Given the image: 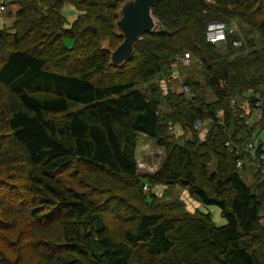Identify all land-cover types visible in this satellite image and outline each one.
<instances>
[{
  "label": "trees",
  "instance_id": "trees-1",
  "mask_svg": "<svg viewBox=\"0 0 264 264\" xmlns=\"http://www.w3.org/2000/svg\"><path fill=\"white\" fill-rule=\"evenodd\" d=\"M213 3L158 0V25L117 67L99 42L122 40L113 24L121 0L13 2L14 25L0 27V264H264V173L246 150L264 151V101L244 123L255 95L264 97V0ZM65 4L77 11L72 22ZM234 20L242 46L232 45L236 35L205 40L207 23ZM183 52L202 65V83L183 79L190 96L168 79ZM198 118L211 119L202 140ZM169 121L180 135L167 134ZM139 137L166 149L160 168L141 178ZM155 184L217 206L224 225L143 195ZM112 222L122 225L115 235Z\"/></svg>",
  "mask_w": 264,
  "mask_h": 264
},
{
  "label": "rangeland",
  "instance_id": "rangeland-1",
  "mask_svg": "<svg viewBox=\"0 0 264 264\" xmlns=\"http://www.w3.org/2000/svg\"><path fill=\"white\" fill-rule=\"evenodd\" d=\"M0 1L5 2L4 3V11H0L1 12L0 13V20H1V18H3L2 21H0V27L4 26L7 28H11L14 25L15 12L17 11L18 7L16 8V10H14V12H12L9 6H11L13 4V2H15L17 0H0ZM210 4H214V3L212 2ZM2 12H4V13H2ZM62 13L66 17L68 22H72L76 16L77 11L71 5L65 4L62 8ZM234 21L238 24L237 25L238 29L241 32L242 38L245 40V38H247V36H246L245 31L242 32V30H241L242 29V27L240 26L241 23L238 22V20H234ZM224 23L227 24V22H224ZM243 33H244V37H243ZM249 37L255 38V41L258 42V37L256 35H249ZM109 41H110V39H109ZM109 41L105 38H102V40L99 43L103 47L108 48V50H110V49L113 50L118 43L112 48ZM201 70H202V65L200 63L199 64L196 63L194 60H191V65L189 66L188 70L185 69L182 72H181V70L179 71L181 79L177 80V86L180 84L179 82H183L182 80L185 79L186 77H189L193 80H197V81L202 83L203 79H202L201 72H200ZM142 87H143V85L139 84V88H142ZM176 92H179V91L176 90ZM198 92L203 93L207 99H210L209 94L204 89H203V91L199 90ZM255 97L262 98V100L264 98V97H261V95L259 96V94H256ZM260 114H261V112L256 113L253 116L252 121L257 120ZM180 126L181 125H177V127H178L177 135H180L182 132ZM205 127L206 126L204 125L199 130H197V137L200 140H202L206 134ZM190 137H191V135H190ZM260 139L261 140L264 139V133L260 134ZM263 149H264V144H263ZM165 155H166L165 147L157 145L155 143V141L153 142L150 139H147L144 137H139L137 149H136V160H137V165H138V172L140 174V175H138V177H140L141 174H143V173L148 174V173H153L156 170H158L161 166V163L163 162V160L165 158ZM208 167L210 169L212 168V162H211V164H209ZM66 172L69 173V171H66ZM82 176H83V173H81V172L77 173V179H82L84 182H86V180ZM244 180L247 184H252L254 182V180L252 179L251 176L250 177L244 176ZM89 181L92 182L94 185H98V183L94 180H92V181L89 180ZM100 183H101V180H100ZM143 192H144L143 195H145V196H149L150 194H154L157 198H160L159 202L161 204H166V203H171V202H174V203L181 202L184 205L185 210L190 212V213L195 212L196 209H199L202 212H209L211 214L212 221L214 222V224L216 226H221V225H224V223H225V220H224V218L221 217L220 210L217 206L200 205L196 201V199L189 194L188 190L186 188H182L181 186L174 185V186H170V187H165L162 184H155V185H150V187H149L148 185H146V189H143ZM121 193L127 194L130 197L129 201L133 204H135L136 201L138 200V196H135L133 194H132L133 195L132 196L129 193L125 192V190H122ZM111 227H112V231L114 232L113 233L114 235L116 234V231L120 232L122 230V225L120 223L115 224L114 222H112ZM110 232H111V230H110Z\"/></svg>",
  "mask_w": 264,
  "mask_h": 264
},
{
  "label": "built area",
  "instance_id": "built-area-1",
  "mask_svg": "<svg viewBox=\"0 0 264 264\" xmlns=\"http://www.w3.org/2000/svg\"><path fill=\"white\" fill-rule=\"evenodd\" d=\"M206 4H210L213 2V0H203ZM0 11H4V4L0 1ZM238 24L236 22H231L230 24H226L222 21H212L207 23L204 31V37L205 40L211 44H218V43H225L227 41V36L228 35H236L237 37L232 39V45L235 47H240L243 44V38L241 35L240 30L238 29ZM192 57L188 52H183V53H177L174 55L170 62V68L171 71L169 73L168 79L173 82L181 79L180 76V69L187 67L191 64ZM183 81V80H182ZM180 84L178 86H174L173 84H170V89L173 90H178L185 96L190 95V88L187 84L183 82H179ZM264 100L260 99L259 97H255V102L252 107V113L250 116L244 119V123L248 124L252 121L253 116L256 113L260 112L261 105ZM234 101H231V106H233ZM235 115H239L237 109H234ZM216 117H219V114H216ZM211 122L210 118L206 119H196L193 124L192 128L193 130H199L201 127L204 125L208 124ZM177 125L173 124L172 122L167 123V134L169 136H174L176 135L177 132ZM246 150L249 151V153L253 156V158L256 160L257 166H259L260 170L262 173H264V151H261L258 155L253 154V146L251 143H248L246 145ZM242 165V162L237 159L236 161V166L240 167ZM143 189H146V186H144Z\"/></svg>",
  "mask_w": 264,
  "mask_h": 264
},
{
  "label": "water",
  "instance_id": "water-1",
  "mask_svg": "<svg viewBox=\"0 0 264 264\" xmlns=\"http://www.w3.org/2000/svg\"><path fill=\"white\" fill-rule=\"evenodd\" d=\"M158 0H121L114 21L116 33L122 40L109 52V63L122 66L133 55V44L143 34L154 31L158 22L153 16L152 7Z\"/></svg>",
  "mask_w": 264,
  "mask_h": 264
},
{
  "label": "crops",
  "instance_id": "crops-1",
  "mask_svg": "<svg viewBox=\"0 0 264 264\" xmlns=\"http://www.w3.org/2000/svg\"><path fill=\"white\" fill-rule=\"evenodd\" d=\"M9 7H10L11 11L14 12V10H16V8H17V5H16V4H12V5L9 6ZM10 9H9V10H10ZM2 19H3V18H1L0 21H2ZM170 84H173L174 86H177V84H176L175 81H174V82H171V81H170ZM170 84H169V85H170Z\"/></svg>",
  "mask_w": 264,
  "mask_h": 264
},
{
  "label": "bare ground",
  "instance_id": "bare-ground-1",
  "mask_svg": "<svg viewBox=\"0 0 264 264\" xmlns=\"http://www.w3.org/2000/svg\"><path fill=\"white\" fill-rule=\"evenodd\" d=\"M157 25H158V24H157ZM132 56H133V55H132ZM128 61H129V60H128ZM128 61H127V62H128Z\"/></svg>",
  "mask_w": 264,
  "mask_h": 264
}]
</instances>
